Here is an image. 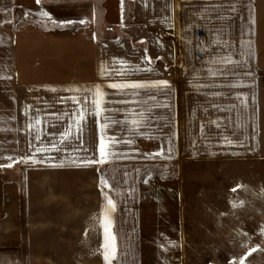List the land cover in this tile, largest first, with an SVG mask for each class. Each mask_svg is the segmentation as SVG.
I'll list each match as a JSON object with an SVG mask.
<instances>
[{"label":"crops","instance_id":"obj_1","mask_svg":"<svg viewBox=\"0 0 264 264\" xmlns=\"http://www.w3.org/2000/svg\"><path fill=\"white\" fill-rule=\"evenodd\" d=\"M43 12L73 23L57 27ZM113 69L127 74H102ZM0 77V157L14 158L0 160L13 165L0 169V264H105L102 189L117 205L111 264H146L150 169L173 179L189 159L264 165V0H12L0 10ZM161 80L168 87L149 90L147 104L120 103L148 100L144 90L109 87ZM94 85L107 107L124 109L114 119L145 114L142 135L130 123L101 130L91 96L76 91ZM102 135L133 144L115 147L126 156L82 165L99 158ZM162 146L170 158L144 155Z\"/></svg>","mask_w":264,"mask_h":264},{"label":"rangeland","instance_id":"obj_2","mask_svg":"<svg viewBox=\"0 0 264 264\" xmlns=\"http://www.w3.org/2000/svg\"><path fill=\"white\" fill-rule=\"evenodd\" d=\"M10 3L0 0V10ZM250 161L189 159L173 179L150 169L142 200L146 264H239L243 257L264 264V165Z\"/></svg>","mask_w":264,"mask_h":264},{"label":"snow or ice","instance_id":"obj_3","mask_svg":"<svg viewBox=\"0 0 264 264\" xmlns=\"http://www.w3.org/2000/svg\"><path fill=\"white\" fill-rule=\"evenodd\" d=\"M36 2L38 4H40L42 2V0H36ZM49 0H43V3H48ZM122 5L124 0H121ZM234 10V9H233ZM41 15L45 16V17H49V19L52 20V23L57 26V27H62V26H66L68 24H72L73 21H58L52 17L49 16L48 12H43L41 13ZM86 21L84 19H81L79 21V23L83 24ZM90 22V21H89ZM146 51V50H145ZM146 59H149V57H145ZM228 63H231L232 61H227ZM120 63H124L123 61H120ZM150 70V69H149ZM115 71L118 75H126L127 73L124 71H121L119 69H113L110 71H105L102 70V74H108L111 75V72ZM213 75H215V73H213ZM2 78V77H0ZM10 79V77H7ZM238 86H243V85H237V84H229V87H238ZM109 87L114 88V89H118V90H124V89H137V90H144L145 94L148 95V100H132V101H120V103H143V104H147L149 100H155V94L151 93L149 90L151 89H157L159 90L161 93L164 92L165 88L168 87V81H145V82H125V83H113L110 84ZM76 91H82L85 93H88L91 98H92V103L94 105V115L96 117H103V120L105 121V123H103L101 130L102 131H106L107 129L120 125V126H124L126 124H131V127L127 128V131L133 135H142V133L138 132L137 129L142 128L144 125V119H145V114L141 113V112H136L133 111L132 115L134 116H140L141 119L139 120H132L129 121L128 116L125 115L123 120H117L114 119L109 113H111L112 111L115 112H124V109H111L109 107H107L106 105L109 103V101H107L105 99L106 94L103 92V90L100 88L99 85H94L92 86V88H82V89H76ZM89 95H85L83 97V101L84 103H87L89 100ZM136 95H139V92L136 93ZM63 99V98H62ZM73 103H76L77 105H81V98L80 97H71L70 98ZM165 107H167V105H165ZM80 109L78 108L77 111H79ZM151 109L149 108V111ZM85 111H87L85 109ZM67 113H65L66 115ZM73 115H75V113H73ZM147 119H151V117H146ZM85 120V116L84 113L82 112L79 116V119L77 120V125H80V122ZM96 123H99V120L96 121ZM215 123V122H213ZM203 127V126H201ZM63 136L67 137L68 135H70V133H63ZM37 139H39V137H37ZM225 141L228 143V145H232V141L228 140L227 137H224ZM107 141V142H106ZM127 144V145H132L133 144V140L128 139V140H120L118 139L116 136H105L102 135L100 137V141H99V145H98V152H99V158L98 159H87L85 161H81V164H104L108 161L109 157H113L116 158L118 156H126V153L123 152H117L115 151V147L118 146L119 144ZM169 145L171 144V139L169 138L168 141ZM53 148H55V144L52 145ZM85 151H87V149H84ZM138 151V150H137ZM165 152H167V154L169 155V158L171 156L172 153V148L169 146L166 149L162 146L161 149L157 152L154 153H145V156H163L165 155ZM13 160L14 158L11 156L8 157H0V160ZM25 162L27 163V158H20L19 160H17L16 162ZM12 164H3L0 163V169L2 168H6V167H12ZM101 184L104 186H107L106 181L101 178ZM240 185H237V188H240ZM237 188H234L233 191L235 192L237 190ZM102 194L104 195L106 204L103 206L102 211H101V226L103 228L104 231V236H105V243L103 245V249H104V260H105V264H111V260L112 258L115 256V239L116 237L112 234L111 228H112V219H111V214L109 212V209L111 210V213H114L116 211V203L113 201L112 198H110L107 194L103 193V189H102ZM243 202H241L242 204ZM235 207V205H233ZM262 234H264V228L261 229ZM245 236H247V233H244ZM251 251H256V249H252ZM248 255H251V252L248 253ZM245 259L246 257H243L239 260V264H245ZM233 264H236V262L234 261Z\"/></svg>","mask_w":264,"mask_h":264}]
</instances>
